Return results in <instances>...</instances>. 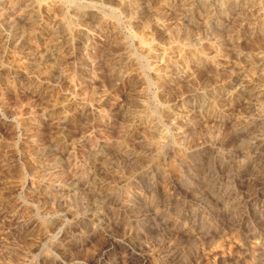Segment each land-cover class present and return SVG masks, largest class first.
I'll use <instances>...</instances> for the list:
<instances>
[{
	"label": "rangeland",
	"instance_id": "374dc122",
	"mask_svg": "<svg viewBox=\"0 0 264 264\" xmlns=\"http://www.w3.org/2000/svg\"><path fill=\"white\" fill-rule=\"evenodd\" d=\"M0 264H264V0H0Z\"/></svg>",
	"mask_w": 264,
	"mask_h": 264
},
{
	"label": "bare ground",
	"instance_id": "6f19581e",
	"mask_svg": "<svg viewBox=\"0 0 264 264\" xmlns=\"http://www.w3.org/2000/svg\"><path fill=\"white\" fill-rule=\"evenodd\" d=\"M8 13V12H7Z\"/></svg>",
	"mask_w": 264,
	"mask_h": 264
}]
</instances>
